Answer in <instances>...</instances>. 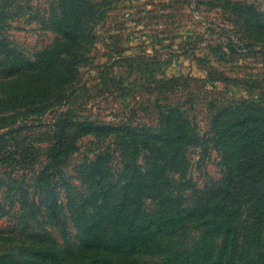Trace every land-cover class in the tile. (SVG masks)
Wrapping results in <instances>:
<instances>
[{
  "label": "trees",
  "instance_id": "16d2710c",
  "mask_svg": "<svg viewBox=\"0 0 264 264\" xmlns=\"http://www.w3.org/2000/svg\"><path fill=\"white\" fill-rule=\"evenodd\" d=\"M112 5L0 0V221H11L0 264H264V77L258 101L212 105L207 136L176 103L156 104L152 125L107 124L80 103L79 69ZM220 7L264 57L263 12L246 1ZM19 21L52 41L26 56L9 41ZM177 81L158 79L156 90L166 98ZM29 118L44 148L25 141ZM87 137L109 146L72 177L65 163ZM213 153L221 177L198 185L193 163L204 169Z\"/></svg>",
  "mask_w": 264,
  "mask_h": 264
},
{
  "label": "rangeland",
  "instance_id": "374dc122",
  "mask_svg": "<svg viewBox=\"0 0 264 264\" xmlns=\"http://www.w3.org/2000/svg\"><path fill=\"white\" fill-rule=\"evenodd\" d=\"M51 1L29 0V4L43 9ZM111 1L108 17L96 29L90 60L79 69L83 88L80 103L88 114L110 125L126 121L152 125L156 104L176 103L195 117L200 135L207 136L212 105L258 101L259 81L264 77L263 50L258 41L243 33L240 20L220 7L224 0ZM243 1L255 4L264 18V0H225ZM12 26L8 31L11 45L28 57L53 39L35 23L19 21ZM171 77L178 79L177 90L166 92L163 98L164 90L158 93L155 82ZM50 118L45 114L43 122ZM38 122L31 118L24 122L30 128H25L24 139L35 148H44L39 141L45 137L33 134L38 131ZM76 146L65 163L66 173L72 177L84 161L101 153L109 143L87 137ZM198 153L193 151L191 161H197ZM216 162L213 153L204 169L193 163L198 185L205 175L213 180L221 177ZM10 225L9 217L1 220L0 233L10 231Z\"/></svg>",
  "mask_w": 264,
  "mask_h": 264
}]
</instances>
